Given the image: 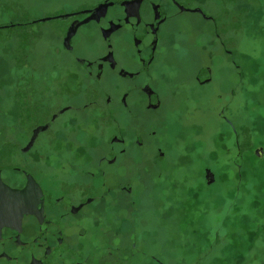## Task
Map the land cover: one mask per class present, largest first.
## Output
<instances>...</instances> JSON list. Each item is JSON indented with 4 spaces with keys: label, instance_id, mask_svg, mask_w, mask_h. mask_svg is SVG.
Here are the masks:
<instances>
[{
    "label": "flooded vegetation",
    "instance_id": "obj_1",
    "mask_svg": "<svg viewBox=\"0 0 264 264\" xmlns=\"http://www.w3.org/2000/svg\"><path fill=\"white\" fill-rule=\"evenodd\" d=\"M31 5L43 14L0 40V264H181L138 225L169 164L164 114L213 60L240 77L233 48L196 30L209 0ZM239 239L221 264H264V235Z\"/></svg>",
    "mask_w": 264,
    "mask_h": 264
},
{
    "label": "rangeland",
    "instance_id": "obj_2",
    "mask_svg": "<svg viewBox=\"0 0 264 264\" xmlns=\"http://www.w3.org/2000/svg\"><path fill=\"white\" fill-rule=\"evenodd\" d=\"M47 1L0 0V40L14 29L9 24L43 14L31 3ZM207 13V20L197 17L196 30L212 38L213 54H221L217 34L233 48L240 77L229 60L210 61L213 81L184 89L176 109L164 114L169 164L144 198L145 223L138 225L171 258L180 254L181 264L195 257L221 264L224 249L240 247V235H264V0H209ZM205 167L214 183H206Z\"/></svg>",
    "mask_w": 264,
    "mask_h": 264
},
{
    "label": "water",
    "instance_id": "obj_3",
    "mask_svg": "<svg viewBox=\"0 0 264 264\" xmlns=\"http://www.w3.org/2000/svg\"><path fill=\"white\" fill-rule=\"evenodd\" d=\"M98 11H99V8H96V12H98ZM49 18L50 17H45L42 20H47ZM73 31H74V25L69 29L68 36H71ZM255 155L258 157L262 156L263 155V148L258 147L257 149H255ZM205 178H206V181L208 184H210L214 181V178H215L214 172L209 167L205 168Z\"/></svg>",
    "mask_w": 264,
    "mask_h": 264
}]
</instances>
